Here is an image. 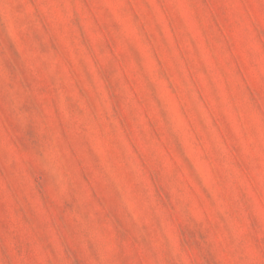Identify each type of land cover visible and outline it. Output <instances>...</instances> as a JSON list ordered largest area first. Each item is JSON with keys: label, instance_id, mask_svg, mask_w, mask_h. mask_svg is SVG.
Wrapping results in <instances>:
<instances>
[{"label": "rangeland", "instance_id": "rangeland-1", "mask_svg": "<svg viewBox=\"0 0 264 264\" xmlns=\"http://www.w3.org/2000/svg\"><path fill=\"white\" fill-rule=\"evenodd\" d=\"M0 264H264V0H0Z\"/></svg>", "mask_w": 264, "mask_h": 264}]
</instances>
